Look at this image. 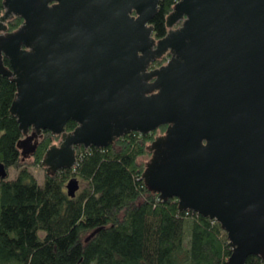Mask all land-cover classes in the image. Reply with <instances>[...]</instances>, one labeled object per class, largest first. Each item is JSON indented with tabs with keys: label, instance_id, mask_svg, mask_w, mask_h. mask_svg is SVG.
Returning <instances> with one entry per match:
<instances>
[{
	"label": "water",
	"instance_id": "obj_1",
	"mask_svg": "<svg viewBox=\"0 0 264 264\" xmlns=\"http://www.w3.org/2000/svg\"><path fill=\"white\" fill-rule=\"evenodd\" d=\"M160 1L3 0L0 75L17 85V146L24 159L45 130L60 136L42 161L53 174L76 166L78 146L167 125L148 146L147 188L219 222L227 264L264 261V0H178L157 39ZM66 188L75 197L81 182Z\"/></svg>",
	"mask_w": 264,
	"mask_h": 264
},
{
	"label": "trees",
	"instance_id": "obj_2",
	"mask_svg": "<svg viewBox=\"0 0 264 264\" xmlns=\"http://www.w3.org/2000/svg\"><path fill=\"white\" fill-rule=\"evenodd\" d=\"M177 1H160L151 21L157 39L167 34V16ZM4 10L0 0V16ZM22 23L14 17L8 28ZM16 92V83L0 75V162L17 171L14 178L0 177V264H227L232 247L219 222L181 211L176 197L162 200L144 183L146 163L140 158L167 125L126 133L103 148L78 146L74 168L46 172L40 183L17 146L23 134L10 112ZM77 125L68 121L67 131ZM60 138L45 130L31 165H43L47 149ZM72 177L83 183L75 197L66 188ZM247 264L264 261L250 255Z\"/></svg>",
	"mask_w": 264,
	"mask_h": 264
},
{
	"label": "rangeland",
	"instance_id": "obj_3",
	"mask_svg": "<svg viewBox=\"0 0 264 264\" xmlns=\"http://www.w3.org/2000/svg\"><path fill=\"white\" fill-rule=\"evenodd\" d=\"M178 25H180V24L179 23L176 24L175 27ZM163 133H165V132L158 131L157 135H161ZM53 143L60 144L61 138L54 140ZM150 158H151V152L149 151V154L144 155L143 157L140 158V161L146 163ZM33 160H34V154L28 158H24V159L22 158V162L25 163L27 165V167H29V170H31L35 174L38 181L40 183H44L45 173L47 172V168L44 165H31V162H33ZM7 171H8V176H7L8 178H14L17 175V171H16L14 166L7 168ZM82 186H83V183L81 182V188H82ZM80 189H79V191H80Z\"/></svg>",
	"mask_w": 264,
	"mask_h": 264
},
{
	"label": "flooded vegetation",
	"instance_id": "obj_4",
	"mask_svg": "<svg viewBox=\"0 0 264 264\" xmlns=\"http://www.w3.org/2000/svg\"><path fill=\"white\" fill-rule=\"evenodd\" d=\"M7 61H8V59L7 58H4L5 65L9 66V61H8V63H7Z\"/></svg>",
	"mask_w": 264,
	"mask_h": 264
}]
</instances>
